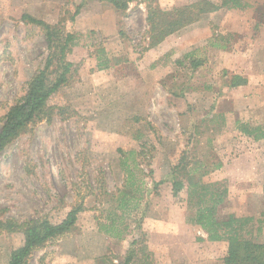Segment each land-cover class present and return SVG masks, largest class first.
<instances>
[{"label":"rangeland","instance_id":"1","mask_svg":"<svg viewBox=\"0 0 264 264\" xmlns=\"http://www.w3.org/2000/svg\"><path fill=\"white\" fill-rule=\"evenodd\" d=\"M197 1L134 0L118 12L99 0H0V129L47 57L42 30L21 16L77 36L66 56L70 81L50 98L53 108L0 153V222L56 224L82 208L70 231L24 264H223L227 244L207 241L188 222L197 198L189 202L187 187L190 178L229 191L225 172L232 191L218 219L253 218L241 236L264 244V139L241 132L264 129V0L220 7L153 43L148 6L165 14ZM101 50L110 67L97 70ZM188 53L203 65L190 70ZM232 74L248 77L247 85L231 89ZM181 155L186 167L175 171ZM125 160L136 165L138 193L125 186ZM175 180L184 185L178 199ZM120 192L137 206L121 210ZM112 226L115 236L106 233ZM22 241L0 230V264Z\"/></svg>","mask_w":264,"mask_h":264},{"label":"trees","instance_id":"2","mask_svg":"<svg viewBox=\"0 0 264 264\" xmlns=\"http://www.w3.org/2000/svg\"><path fill=\"white\" fill-rule=\"evenodd\" d=\"M108 3L116 11L122 12L127 10L129 3L134 0H99ZM233 7L243 9L248 5L241 0H224L221 6L212 4L209 1L201 0L193 4L174 8L170 13H161L155 11L151 6H148L147 23L149 24V33L154 44L161 42L167 35L180 30L195 21H198L202 15L216 12L220 7ZM80 8L77 7L75 15L79 13ZM75 15L70 18L74 20ZM163 17V19H162ZM164 17L166 19H164ZM161 18V19H160ZM21 21L27 25H34L42 30L47 48V57L44 65L27 83L24 96L15 101L2 120L0 129V153L4 148L16 139L24 130V128L35 119L39 118L40 114L46 112L47 109H52L48 105L51 97L58 90L65 86L69 81L74 65L66 60V56L71 50V46L76 43V34L71 31H66L57 26H50L42 20L36 19L29 14H23ZM162 22L166 25H162ZM160 26L168 27V31L161 32ZM119 35H121L119 33ZM213 47H215L213 45ZM184 58H189V69L196 70L203 65L201 58H196L193 53H188ZM97 70H104L110 67L109 60L105 57L103 50L97 55ZM184 60H177L175 63L180 67L183 66ZM247 85V79L241 75L232 74L229 78L228 86L238 88ZM222 118V116H219ZM241 132L247 137H251L255 142L264 139V129L261 127L250 128L248 125L242 126ZM134 152H130L132 156ZM186 157L181 155L178 163L174 166L177 171L180 168L186 167ZM123 164H127L126 160ZM135 165V164H134ZM136 167L125 166L126 188H131L132 193H138L137 180L133 174ZM219 168V166H216ZM124 168V165H123ZM215 184H200V182H192L188 178V199L189 202L196 197L197 204L194 216L188 222L198 226L207 237V241L212 243L225 242L227 244L226 254L222 260L223 264H264V244L256 243L251 239L242 237V232L245 231L249 224H252L253 218H236L228 216L224 220L217 217V208L225 201L224 197L227 190L224 189L218 193L213 190ZM184 185L181 180H175L172 183V197L178 199L179 193L183 190ZM209 196L208 206L204 204L205 196ZM118 207L121 210H127L136 207L133 204L134 197H130L124 192L119 193ZM193 206L195 204H192ZM136 209V208H135ZM81 206L72 208L59 223H52L47 218L30 220L25 223H16L13 221L0 222V230L6 234L19 233L22 236V245L10 253L8 264H24L30 254L42 247L46 242L63 236L75 225L77 215L81 212ZM116 227L107 230L111 236H115L112 231ZM121 232H119L120 234ZM130 260L127 259L128 264Z\"/></svg>","mask_w":264,"mask_h":264},{"label":"crops","instance_id":"3","mask_svg":"<svg viewBox=\"0 0 264 264\" xmlns=\"http://www.w3.org/2000/svg\"><path fill=\"white\" fill-rule=\"evenodd\" d=\"M237 75H241L242 77L248 79V77H246V76H244V75H242V74H237ZM250 79H251V78H250ZM249 83H250V82H249ZM249 87H250V85H249ZM260 145H261V144H260ZM234 163H235V162H233V164L231 163V165H227V167L225 168V171H227V170L230 171V169H231L232 165H234ZM236 164H240V162L238 163V160H237V161H236ZM225 171H224V172H225ZM225 176L227 177V179L230 180V188H229V191H228V192L231 193V191H232V189H231V186H232V185H231V179H230L229 176H227V173H226V172H225ZM245 193H247V192H245ZM230 195H231V194H229V199H231V198H230Z\"/></svg>","mask_w":264,"mask_h":264}]
</instances>
